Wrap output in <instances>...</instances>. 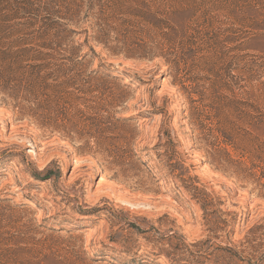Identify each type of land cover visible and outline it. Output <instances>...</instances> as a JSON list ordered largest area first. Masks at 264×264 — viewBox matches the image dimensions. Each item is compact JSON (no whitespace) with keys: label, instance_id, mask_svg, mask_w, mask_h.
<instances>
[{"label":"rangeland","instance_id":"rangeland-1","mask_svg":"<svg viewBox=\"0 0 264 264\" xmlns=\"http://www.w3.org/2000/svg\"><path fill=\"white\" fill-rule=\"evenodd\" d=\"M0 264H264V0H0Z\"/></svg>","mask_w":264,"mask_h":264}]
</instances>
